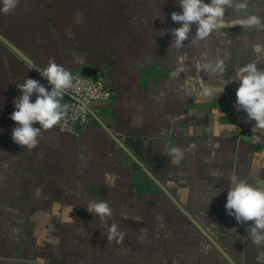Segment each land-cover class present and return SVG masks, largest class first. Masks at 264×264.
Instances as JSON below:
<instances>
[{
  "label": "crops",
  "instance_id": "obj_1",
  "mask_svg": "<svg viewBox=\"0 0 264 264\" xmlns=\"http://www.w3.org/2000/svg\"><path fill=\"white\" fill-rule=\"evenodd\" d=\"M174 11L178 0H20L14 14L0 13V32L37 67L51 57L73 75L104 77L113 92L81 136L53 128L28 150L12 140L16 85H51L0 40V264H232L136 159L237 264H264L251 222L225 209L232 178L264 188V130L238 110L235 73L249 62L264 68V26L222 28L190 45L193 25L176 49L170 32L159 35L181 26ZM251 14L264 20V0L227 8L225 21ZM217 60L223 73L197 67ZM91 200L110 203L107 223L88 212ZM114 222L122 243L107 240Z\"/></svg>",
  "mask_w": 264,
  "mask_h": 264
},
{
  "label": "clouds",
  "instance_id": "obj_2",
  "mask_svg": "<svg viewBox=\"0 0 264 264\" xmlns=\"http://www.w3.org/2000/svg\"><path fill=\"white\" fill-rule=\"evenodd\" d=\"M19 6L20 0H0V13L14 14ZM178 6L182 11L172 12L171 19L181 26L165 29L159 33V35H166L170 32L173 37L170 47L176 49L183 48L184 41L189 38L193 25L196 26V33L190 45L208 39L222 28L264 26V20L255 14L237 18L230 24L225 21L227 8L234 7L237 12L246 11L247 0H209L207 3L205 0H178ZM79 15L82 21V14ZM197 67L199 70L213 74L225 71L223 60L204 63ZM36 69L51 85V90L49 91L39 80L25 79L23 83L16 85L22 94L14 100L15 110L10 115V119L17 125L12 129V140L28 150L38 146L42 131L53 129L64 118L67 106L62 103L63 96L74 83L71 70L57 64L54 58L50 57L43 69ZM235 73L239 81V87L236 90L238 110H243L250 120L255 121L253 130H264V68H259L255 62H249L238 67ZM228 82L224 80V86ZM224 86L220 89V94L224 91ZM33 95L36 97L34 102L31 99ZM37 123L39 127H34ZM169 154L173 157V163H178L182 158V152L179 149L173 148ZM110 186L114 187V182ZM219 192L218 190L216 195H219ZM86 208L102 223H107L114 214L107 200H91ZM225 209L237 223L251 222L248 229L250 239L257 246L264 245V188L232 178L227 189ZM157 219L162 217L157 216ZM124 236L125 232L120 230V224L114 222L109 226L106 236L108 242L122 243Z\"/></svg>",
  "mask_w": 264,
  "mask_h": 264
},
{
  "label": "built area",
  "instance_id": "obj_3",
  "mask_svg": "<svg viewBox=\"0 0 264 264\" xmlns=\"http://www.w3.org/2000/svg\"><path fill=\"white\" fill-rule=\"evenodd\" d=\"M73 87L67 92L79 98L66 101L65 116L55 129L81 136L83 129L92 119V109L95 105L109 101L113 92L108 87L104 77L91 78L76 74Z\"/></svg>",
  "mask_w": 264,
  "mask_h": 264
},
{
  "label": "water",
  "instance_id": "obj_4",
  "mask_svg": "<svg viewBox=\"0 0 264 264\" xmlns=\"http://www.w3.org/2000/svg\"><path fill=\"white\" fill-rule=\"evenodd\" d=\"M0 40L3 41L8 47H10L13 51H15L20 57H22L23 59H25L28 63H30L31 65L35 66L36 68H39L36 66L35 63H33V61H31L29 59V57L22 51L20 50L13 42H11L6 36H4V34H2L0 32ZM95 73L94 69L91 68H87L85 70V74H92ZM90 77V76H87ZM92 78V77H91ZM97 78V77H95ZM66 94L69 95L70 97H72V99L78 100L79 98L74 96L73 94H70L69 92H66L65 95L63 96V100L62 103L65 104L66 103ZM92 114L94 115V112L92 111ZM100 123L104 126V128L114 137V139L119 141L118 136H116L112 130L103 122L99 119ZM124 146V145H123ZM132 155V154H131ZM133 156V155H132ZM135 158V156H133ZM136 159V158H135ZM136 161L145 169V171L148 173V175L154 179V181L156 183H158L163 190L167 193V195L170 197V199H172V201L186 214V216L204 233V235L210 239V241H212L216 247L221 251V253L232 263V264H237L231 257L230 255H228V253L216 242V240L204 229V227L198 222L197 218L192 216L185 207H183V205H181V203L176 199V197L163 185L161 184V182L154 177V175L149 171L148 168L145 167V165H143L138 159H136Z\"/></svg>",
  "mask_w": 264,
  "mask_h": 264
}]
</instances>
